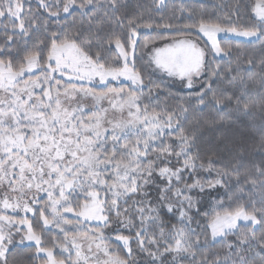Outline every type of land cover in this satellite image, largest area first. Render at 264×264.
Wrapping results in <instances>:
<instances>
[{
	"label": "snow or ice",
	"instance_id": "snow-or-ice-1",
	"mask_svg": "<svg viewBox=\"0 0 264 264\" xmlns=\"http://www.w3.org/2000/svg\"><path fill=\"white\" fill-rule=\"evenodd\" d=\"M204 4L0 0V264H264V0Z\"/></svg>",
	"mask_w": 264,
	"mask_h": 264
},
{
	"label": "trees",
	"instance_id": "trees-1",
	"mask_svg": "<svg viewBox=\"0 0 264 264\" xmlns=\"http://www.w3.org/2000/svg\"><path fill=\"white\" fill-rule=\"evenodd\" d=\"M237 2H238V0H205L204 6L207 8L208 11H213V10H215V5H218V4L234 5ZM241 11L243 13L244 10L242 9ZM154 15L159 16V15H164V13L157 12V13H154ZM235 43H236V47L239 48V51L237 52L235 50V48L233 49L232 66L233 67L237 66V57H239V61H240L239 74L244 76V77L252 75V73L245 71V69L247 68V64L244 63V60H245L246 56L247 57L256 56L257 59L259 58V55H260L259 43H253V44H247L244 42H235ZM216 62L224 65L225 69H227V67H228V60L227 59H224V60L218 59ZM253 72L258 73L259 68L257 67L255 69H253ZM247 86L253 93H255L259 90L258 85H254L251 82H249V84ZM184 95H187V93H184ZM163 99L164 98L161 97V100H163ZM172 103L174 104V103H176V101H172ZM254 123L258 124L259 122L257 120ZM246 124H247V121H246ZM245 131H246V143H247V149H248L246 163L249 166H251L252 164H259L261 162V160H264V156L260 155L261 149L259 148V144H258L260 133L257 130V128L252 127L250 124L246 127ZM133 139H134V137H133ZM29 218H31V215H29ZM37 231H39V229H37ZM57 234L58 233L56 231L48 233V235H57ZM16 239L19 240V237H16ZM43 246L51 247V244L45 243ZM113 246L117 247V250L119 251L118 246H116V245H113ZM221 247H222V244H216L214 250L219 249ZM21 251L22 250L17 249L13 252L12 256L9 257L10 264H11V260L13 258H15L17 256V253H20ZM24 251H35V248L33 247L31 249H27ZM56 251L58 252V250H56ZM25 264H28V262L26 261ZM35 264H42V260L37 259L35 261Z\"/></svg>",
	"mask_w": 264,
	"mask_h": 264
},
{
	"label": "rangeland",
	"instance_id": "rangeland-1",
	"mask_svg": "<svg viewBox=\"0 0 264 264\" xmlns=\"http://www.w3.org/2000/svg\"><path fill=\"white\" fill-rule=\"evenodd\" d=\"M185 93H186V92H185ZM20 215H21V216H23V215H24V213H22V212H21V213H20ZM42 255H43V254H42Z\"/></svg>",
	"mask_w": 264,
	"mask_h": 264
}]
</instances>
